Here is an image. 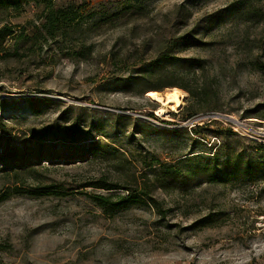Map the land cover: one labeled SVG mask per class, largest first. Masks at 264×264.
Instances as JSON below:
<instances>
[{
    "label": "rangeland",
    "instance_id": "rangeland-1",
    "mask_svg": "<svg viewBox=\"0 0 264 264\" xmlns=\"http://www.w3.org/2000/svg\"><path fill=\"white\" fill-rule=\"evenodd\" d=\"M2 25L0 152L33 172L0 170V264H264V0L29 1ZM167 55L205 60L189 117ZM145 89H176L181 107L158 115ZM143 173L165 179L146 184L156 204L111 213L87 194L117 192L83 186L135 189Z\"/></svg>",
    "mask_w": 264,
    "mask_h": 264
},
{
    "label": "trees",
    "instance_id": "trees-1",
    "mask_svg": "<svg viewBox=\"0 0 264 264\" xmlns=\"http://www.w3.org/2000/svg\"><path fill=\"white\" fill-rule=\"evenodd\" d=\"M29 1L39 2L40 0H0V9L2 10H19L22 8V6L26 3L28 4ZM42 1V0H41ZM46 1V0H45ZM57 13L51 14L48 13L46 15V21L43 25V27L48 30V34H54L56 32V28L60 26V23L62 22V26L66 23V13L64 10H57ZM67 26V24H66ZM13 33L12 28L8 25H2L0 27V39L11 35ZM161 60H167L171 62V60H174V62L178 65V63H181V69L185 71H176L172 70L170 72H165L169 74L168 76L170 78H178L180 80L178 83L173 79L174 81H171L168 86H178L179 88L183 89L187 93V102L188 105L183 107V111L185 113L186 117H189L193 115L198 110V105L201 104L202 100L205 98V92L203 83L198 86V75L197 71L198 69L203 68V63L205 62L204 59L196 58V57H186V58H178L173 57L171 55H167L165 58L158 59ZM172 66V65H171ZM156 72L155 68L152 67L149 71L142 72L143 74L140 75L139 78H144L153 76V74ZM163 73V72H162ZM201 86V87H200ZM155 90H161L159 87H153ZM147 89L143 91L144 93L147 92ZM260 117L264 118V114L259 115ZM153 118H156L153 115ZM49 128V129H48ZM48 129V130H46ZM51 132V133H50ZM50 134L51 138H47ZM56 133L54 132L52 127H46L43 129L42 132L37 135V138L40 142L46 141L47 139L54 140ZM67 141L70 142H77L80 139V135L76 133L73 130H69V133L65 136ZM93 146H91V150H93ZM117 150V149H115ZM33 153V151H32ZM42 151L38 149V153L36 155L39 157L41 155ZM24 152L20 151H2L0 152V170L3 172H9L13 171V174L15 176L19 175L21 171H23L26 174H31L33 172V166L30 162H28V157L26 156ZM50 157V156H49ZM119 160L121 163H129L128 159L124 156L120 157ZM189 160V159H188ZM164 168L168 167L167 165L163 166ZM166 170V169H164ZM164 173L166 171H163ZM167 174V173H166ZM260 176V174H257ZM155 178H149L146 173H143L140 177V184L139 186H136L135 189H133L132 185H121L118 183L110 182L104 178L95 180V181H89L88 183L84 184L83 186H90L93 189H104L108 192H117V193H111L108 195H104L101 193H88V198L93 201L97 206L105 208L106 211L109 212H115L124 208H128L134 204H138L140 202H145V198L147 197L150 202L155 203V200L152 199L147 193V190L145 187L150 180L154 183L155 187H162L164 184V177L161 173H156L154 175ZM137 179L135 180V182ZM136 184V183H135ZM138 187V188H137ZM121 190V191H118ZM122 192V193H118ZM7 196L6 193L2 194L1 198H4ZM115 197L116 199L113 200L112 198ZM157 207V206H156Z\"/></svg>",
    "mask_w": 264,
    "mask_h": 264
},
{
    "label": "bare ground",
    "instance_id": "bare-ground-1",
    "mask_svg": "<svg viewBox=\"0 0 264 264\" xmlns=\"http://www.w3.org/2000/svg\"><path fill=\"white\" fill-rule=\"evenodd\" d=\"M146 96L161 104V106L156 110L158 115L164 112V107L170 108L171 111H176L182 104V95L176 89H171L166 94H161L156 91H148Z\"/></svg>",
    "mask_w": 264,
    "mask_h": 264
}]
</instances>
